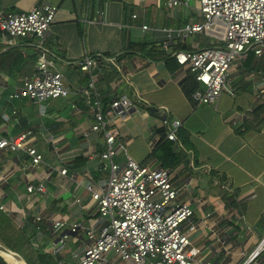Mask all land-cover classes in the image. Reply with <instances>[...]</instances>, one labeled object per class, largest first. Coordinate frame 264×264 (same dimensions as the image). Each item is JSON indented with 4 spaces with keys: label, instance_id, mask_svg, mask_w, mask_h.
<instances>
[{
    "label": "crops",
    "instance_id": "0c3cea01",
    "mask_svg": "<svg viewBox=\"0 0 264 264\" xmlns=\"http://www.w3.org/2000/svg\"><path fill=\"white\" fill-rule=\"evenodd\" d=\"M178 1L168 6L167 0H0L2 13L57 6L44 46L57 56V69L77 90L67 98L43 103V111L26 99L9 101L7 94L34 73L36 56L31 39H20L15 46L0 40V54L10 48L23 54V62L0 71V117L8 115L0 132L16 136L30 130L29 144L43 156L42 162L31 165L25 153L0 150V210L27 240V248L46 256V264H79L91 243L86 228L97 214L85 186L90 181L94 189L103 191L110 168L98 158L104 150L103 136L95 132L85 136L84 131L95 121L94 101L108 106L121 94L138 104L116 125L113 160L120 165L127 152L141 164L161 166L149 156L161 138L157 129L164 127L162 115L170 122L181 121L175 146L185 157L169 169L179 189L175 203L187 204L193 211L195 228L188 234L186 250H197L195 260L244 264L264 236V115L255 114L264 104V63L255 59L250 71L240 64L233 67L216 102L198 103L181 89L190 74L185 67L170 70L163 60L130 48L146 44V50L162 48L172 55L176 45L181 51L206 47L187 40L198 33L177 34L186 23L200 22L192 19L193 13L200 18L196 4ZM95 53L116 56L120 70L101 64L94 71L95 90L86 96L89 74L80 70L78 62ZM106 74L110 76L105 78ZM116 80L120 87L114 92ZM62 168L66 174L60 173ZM39 183L45 192H27V186ZM53 220L66 224L54 231ZM76 222L82 228L74 232L71 224ZM0 255L8 264H28L1 241ZM99 264L126 263L110 251ZM249 264H264V250Z\"/></svg>",
    "mask_w": 264,
    "mask_h": 264
},
{
    "label": "built area",
    "instance_id": "2783aa9c",
    "mask_svg": "<svg viewBox=\"0 0 264 264\" xmlns=\"http://www.w3.org/2000/svg\"><path fill=\"white\" fill-rule=\"evenodd\" d=\"M178 4V0H167L168 6ZM196 6L203 22L186 23L177 34H204L215 38L219 44L194 51L179 50L172 55L177 64L192 73L199 83L191 98L198 103H213L226 89L233 67H237L248 52L264 62V0H197ZM56 10V5L43 4L25 12L0 11V40L15 46L21 43L20 39H31L29 44L36 56L34 73L24 76L20 84L7 94L9 101L26 99L42 108L46 100L67 98L71 93H77L57 69V56L44 46ZM101 64L120 70L116 56L102 53L85 55L78 62L80 70L89 74L84 91L86 96L95 90L94 71ZM120 80L126 83L123 76ZM120 80L112 86L114 92L119 89ZM137 104L126 94L114 96L106 108L97 99L94 101L92 113L95 121L84 135L95 132L103 136L104 150L98 158L108 163L110 175L103 191L94 189L90 181L85 186L96 206L97 217L86 228L91 243L84 249L79 264L102 263L110 251L126 264H214L195 260L196 249L186 250L188 234L195 228L193 211L187 204L175 203L179 189L172 183L171 170L141 164L127 152L123 165L113 160L118 146L116 125L136 111ZM162 116V122L168 128L166 138L175 142L181 121L170 122L165 115ZM7 118L8 115H2L3 120ZM31 137L30 130L16 136L0 132V150L25 153L29 164L37 165L43 156L29 144ZM66 172L65 168L60 170L61 174ZM27 192H45V187L42 183L29 185ZM0 209L3 208L0 206ZM65 224L63 220H53L52 227L58 231ZM80 228V223L71 224L74 232ZM262 250L264 236L244 264L251 263Z\"/></svg>",
    "mask_w": 264,
    "mask_h": 264
},
{
    "label": "trees",
    "instance_id": "16d2710c",
    "mask_svg": "<svg viewBox=\"0 0 264 264\" xmlns=\"http://www.w3.org/2000/svg\"><path fill=\"white\" fill-rule=\"evenodd\" d=\"M138 47L144 54L150 58H157L164 61L165 65L172 70L178 65L173 55L166 53L162 48L158 52L154 50H146V44L130 45V48ZM182 49L181 46L176 45L173 47V53ZM188 49V48H183ZM155 53V54H153ZM255 59L258 60L252 52H248L247 55L240 61L242 69L250 71L253 69V63ZM23 62V54L18 48H10L4 53L0 54V71L6 72L7 69L11 70L13 67L17 66ZM262 62V61H261ZM264 63V62H263ZM110 76V74H106ZM199 87V83L195 80V77L190 73L185 80L181 83V89L188 98H191L192 92H194ZM107 104L104 103L103 108H106ZM256 116L264 115V104L259 106L255 111ZM2 118L0 117V124ZM168 128L162 127L157 129L160 135L159 142L152 148L150 153V158L156 159L160 165L164 168H172L177 165L181 159H183L184 154L181 151H176L175 142L168 140L166 138V132ZM181 133L177 132V137L180 138ZM0 241L12 251L19 253L28 264H46V256L43 254H38L33 250L27 248V240L22 236L17 230L10 224L9 218L1 212L0 210ZM34 257V258H33ZM0 264H8L3 257L0 255Z\"/></svg>",
    "mask_w": 264,
    "mask_h": 264
},
{
    "label": "rangeland",
    "instance_id": "374dc122",
    "mask_svg": "<svg viewBox=\"0 0 264 264\" xmlns=\"http://www.w3.org/2000/svg\"><path fill=\"white\" fill-rule=\"evenodd\" d=\"M196 1L197 0H189V4L191 6H194L196 4ZM192 19L193 20H198L200 22H203V19L201 17L200 18H196V16L194 15V13L192 14ZM187 40L188 41H193V42L201 43L204 46H212V45L219 44V42L215 38H212V37H209V36H206V35H203V34L191 35V36H189V38ZM47 101L48 100L44 101L43 103L46 104ZM33 106L35 107V109H38V104H35V105L33 104Z\"/></svg>",
    "mask_w": 264,
    "mask_h": 264
}]
</instances>
